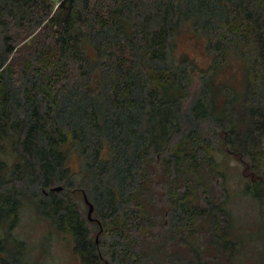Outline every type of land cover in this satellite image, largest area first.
Wrapping results in <instances>:
<instances>
[{
  "label": "trees",
  "instance_id": "16d2710c",
  "mask_svg": "<svg viewBox=\"0 0 264 264\" xmlns=\"http://www.w3.org/2000/svg\"><path fill=\"white\" fill-rule=\"evenodd\" d=\"M262 140L264 0H0V264H264Z\"/></svg>",
  "mask_w": 264,
  "mask_h": 264
},
{
  "label": "rangeland",
  "instance_id": "374dc122",
  "mask_svg": "<svg viewBox=\"0 0 264 264\" xmlns=\"http://www.w3.org/2000/svg\"><path fill=\"white\" fill-rule=\"evenodd\" d=\"M176 46L174 47V54L177 58H180L182 55L188 56L192 61H194L200 68H206L208 66V61L210 56L206 54V51L203 48L204 42L202 39L197 37L196 35L192 36L188 33L180 34L177 36ZM241 69L239 68L238 62H232V64L226 68V72L223 73L225 80L231 84V87L235 90H240L243 88V76H241ZM194 77L196 80L197 74L195 73ZM197 82V81H196ZM263 144V152L261 156L264 157V140H262ZM228 162L227 168L229 171V179L228 185L232 188V190L238 191L241 188L242 178L240 179V175L238 173V167L241 166L232 156H228L225 158ZM264 168V166H263ZM77 202L80 203V207H82V211L84 212L83 216L86 217L88 206L82 201L83 198L81 196L76 195ZM234 203L237 202L238 205H242L247 203V209L245 220H243L244 227H248L252 223H254L256 219V214L254 210L257 208V204L254 201L246 202L243 197L237 196L234 198ZM93 215V214H92ZM242 225V226H243ZM91 226L93 227V234H95V229L97 228V224L92 221ZM43 223H35L30 224L28 226L30 236L35 240L37 236L42 233L44 230ZM96 240L98 239V234H96ZM71 238L66 235H61L55 238L54 243L52 244V254H53V263L55 264H78L77 259L74 257L73 250L71 248ZM246 264H254L252 259L248 260Z\"/></svg>",
  "mask_w": 264,
  "mask_h": 264
},
{
  "label": "water",
  "instance_id": "95a60500",
  "mask_svg": "<svg viewBox=\"0 0 264 264\" xmlns=\"http://www.w3.org/2000/svg\"><path fill=\"white\" fill-rule=\"evenodd\" d=\"M61 187H56L55 189H59ZM85 204L88 206V214L87 217L89 218V215L91 214V211L93 210V206L91 205V203L88 202L87 198H85Z\"/></svg>",
  "mask_w": 264,
  "mask_h": 264
}]
</instances>
